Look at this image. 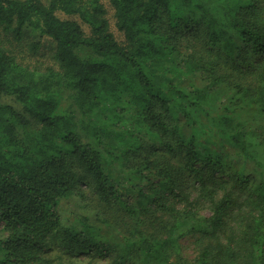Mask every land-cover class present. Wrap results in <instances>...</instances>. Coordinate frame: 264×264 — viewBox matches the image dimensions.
I'll list each match as a JSON object with an SVG mask.
<instances>
[{
    "label": "trees",
    "instance_id": "1",
    "mask_svg": "<svg viewBox=\"0 0 264 264\" xmlns=\"http://www.w3.org/2000/svg\"><path fill=\"white\" fill-rule=\"evenodd\" d=\"M30 31L55 66L0 42V264H264V0H0Z\"/></svg>",
    "mask_w": 264,
    "mask_h": 264
},
{
    "label": "rangeland",
    "instance_id": "2",
    "mask_svg": "<svg viewBox=\"0 0 264 264\" xmlns=\"http://www.w3.org/2000/svg\"><path fill=\"white\" fill-rule=\"evenodd\" d=\"M58 15L62 18H74L77 19L76 16H68L64 15L62 13H58ZM107 17L110 20V29L116 34L118 38H120L119 32L116 31L113 25L111 10L108 8L107 11ZM78 20V19H77ZM82 27L84 28L83 24ZM33 41H38L39 47L36 52H31L29 45ZM0 42L4 43V45L16 56L17 60L22 63V65L27 66L29 68L39 69L43 70L44 67L48 65H53V49L54 44L53 42L47 38V37H39L37 33H34L32 31L25 33L23 35V38L20 41H14L12 38V35L3 36L0 39ZM7 103H10L12 100L7 98L5 99ZM71 209V204L68 202H62L59 205L60 211H65V209ZM74 209V208H72ZM78 212H80L78 210ZM63 213V212H61ZM81 214L88 215L90 217V221L93 222V224L97 225L99 224L98 218L94 214V210L89 209L87 211L82 210ZM118 226H111L107 227L105 230L108 232V235H114L117 233ZM179 244L182 248V253L189 256L192 255V250L194 247V239L188 236L183 237L179 240Z\"/></svg>",
    "mask_w": 264,
    "mask_h": 264
}]
</instances>
